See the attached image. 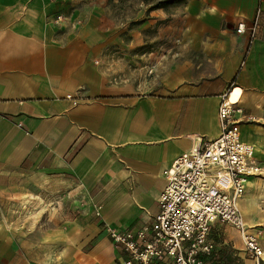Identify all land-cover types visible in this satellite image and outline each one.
Wrapping results in <instances>:
<instances>
[{
    "label": "crops",
    "instance_id": "obj_1",
    "mask_svg": "<svg viewBox=\"0 0 264 264\" xmlns=\"http://www.w3.org/2000/svg\"><path fill=\"white\" fill-rule=\"evenodd\" d=\"M258 7L254 38L236 33ZM183 10L179 49L134 60L142 35L128 43L95 4L0 0V264H120L105 225L152 222L163 171L218 136L230 85L261 168L238 208L264 230V0H186ZM209 239L205 264H256L233 226L215 222Z\"/></svg>",
    "mask_w": 264,
    "mask_h": 264
},
{
    "label": "built area",
    "instance_id": "obj_2",
    "mask_svg": "<svg viewBox=\"0 0 264 264\" xmlns=\"http://www.w3.org/2000/svg\"><path fill=\"white\" fill-rule=\"evenodd\" d=\"M260 17L258 7L250 26L241 20L236 33L248 32L252 40ZM63 19L57 14L53 22L59 24ZM236 89L239 92L232 100ZM240 96L241 89L230 85L220 96L218 136L181 153L163 171L166 183L150 224L135 232L105 225L113 246L124 254L120 264H205L214 252L209 232L217 221L238 230L245 249L261 264L264 249L257 231L243 222L238 208L247 178L261 170L253 145L240 137V119L235 116L242 113Z\"/></svg>",
    "mask_w": 264,
    "mask_h": 264
},
{
    "label": "rangeland",
    "instance_id": "obj_3",
    "mask_svg": "<svg viewBox=\"0 0 264 264\" xmlns=\"http://www.w3.org/2000/svg\"><path fill=\"white\" fill-rule=\"evenodd\" d=\"M185 1H175L165 8L159 9L156 11L157 13H151L148 5L139 2V0H71L73 8L95 4L99 10H104L105 16L122 29L123 39L128 43L132 34L135 31L139 32V35H142V42L138 46L132 47L134 60L135 56H140L143 53L167 60L168 52L171 54V52L179 49L177 35L181 31L183 3ZM254 228L258 238L264 235L262 228L257 226ZM241 242L244 247L242 238ZM244 251L251 256L245 247Z\"/></svg>",
    "mask_w": 264,
    "mask_h": 264
},
{
    "label": "trees",
    "instance_id": "obj_4",
    "mask_svg": "<svg viewBox=\"0 0 264 264\" xmlns=\"http://www.w3.org/2000/svg\"><path fill=\"white\" fill-rule=\"evenodd\" d=\"M178 1V0H139V2L148 5L149 10L157 8H165L169 4Z\"/></svg>",
    "mask_w": 264,
    "mask_h": 264
},
{
    "label": "bare ground",
    "instance_id": "obj_5",
    "mask_svg": "<svg viewBox=\"0 0 264 264\" xmlns=\"http://www.w3.org/2000/svg\"><path fill=\"white\" fill-rule=\"evenodd\" d=\"M237 94H238V91L235 90L234 93H233V95L231 96V99H232V100H235ZM239 211H240V209H239ZM240 213H241V211H240ZM242 214H243V213H241V217H242ZM242 220H243V217H242ZM243 222H244V220H243ZM245 222H246V220H245ZM245 222H244V223H245ZM246 223H247V222H246Z\"/></svg>",
    "mask_w": 264,
    "mask_h": 264
}]
</instances>
